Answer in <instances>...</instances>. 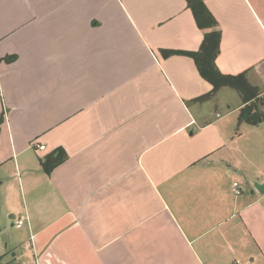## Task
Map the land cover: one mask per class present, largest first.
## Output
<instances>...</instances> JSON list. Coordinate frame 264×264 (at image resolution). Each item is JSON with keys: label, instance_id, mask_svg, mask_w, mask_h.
<instances>
[{"label": "crops", "instance_id": "0c3cea01", "mask_svg": "<svg viewBox=\"0 0 264 264\" xmlns=\"http://www.w3.org/2000/svg\"><path fill=\"white\" fill-rule=\"evenodd\" d=\"M200 1L217 69L262 98L264 0ZM202 40L185 0H0V264L10 248L15 264H264L242 100L192 103L212 86L161 53ZM9 225L23 233L3 238Z\"/></svg>", "mask_w": 264, "mask_h": 264}, {"label": "trees", "instance_id": "16d2710c", "mask_svg": "<svg viewBox=\"0 0 264 264\" xmlns=\"http://www.w3.org/2000/svg\"><path fill=\"white\" fill-rule=\"evenodd\" d=\"M187 8L191 11L197 28L203 34V40L197 52H165L161 53L168 57L171 55H183L191 58L198 70L199 75L211 86L209 94L195 99L192 103H203L212 99L222 88H229L237 92L242 100L243 107L239 110L238 124L250 126L264 125V112L262 111L261 92L252 86L247 80V73L238 75H225L219 72L215 65V59L219 54L221 33L217 23L200 0H185ZM12 61L14 58L11 59ZM188 104V103H187ZM2 119H0L1 124ZM62 158L52 159L44 162L43 168L46 173L50 172Z\"/></svg>", "mask_w": 264, "mask_h": 264}, {"label": "rangeland", "instance_id": "374dc122", "mask_svg": "<svg viewBox=\"0 0 264 264\" xmlns=\"http://www.w3.org/2000/svg\"><path fill=\"white\" fill-rule=\"evenodd\" d=\"M228 94L231 95L232 93H230V91H228ZM231 96H232V98L229 95L222 96V98L228 99V102L225 101L224 104L226 103L229 105H235V102L239 101V98H240L239 94L237 95V97H236V93H235V95L233 94ZM259 100H261V102L263 104L262 111L264 112V95ZM228 111L229 110L226 109V106H222V107H218V108L216 107V109H215V112L220 113V114H225ZM233 115L234 114H229L228 116H226L224 118V121L230 122L233 119ZM235 132L238 135H241L240 140H242V142L244 143V148L242 150V154H244V156L246 157V160L249 159L256 166L258 165V166L264 167V127L257 129V128H253L252 126L245 124V123L236 124L235 125ZM248 186H249V184H247L246 182L245 183L242 182L240 188H242L244 190V192H246V191H248ZM263 200H264V196H263ZM11 221H9V224H11ZM22 230H23V228L22 229H16L15 227H13V226L10 227V225H9V230L8 229L5 230V233L3 234V238L7 239L9 235H14L16 233H23ZM9 250H11V248L5 250V255H4L3 261L6 262L7 264H15V262L13 261V258L11 257V254L9 253ZM1 251H2V249H0V252Z\"/></svg>", "mask_w": 264, "mask_h": 264}, {"label": "built area", "instance_id": "2783aa9c", "mask_svg": "<svg viewBox=\"0 0 264 264\" xmlns=\"http://www.w3.org/2000/svg\"><path fill=\"white\" fill-rule=\"evenodd\" d=\"M218 118V116H217ZM39 150H44V146H40ZM233 192L235 193V195H240L241 191L238 189V184L237 183H233ZM23 225V221L18 220L14 222V226L16 228H20Z\"/></svg>", "mask_w": 264, "mask_h": 264}, {"label": "water", "instance_id": "95a60500", "mask_svg": "<svg viewBox=\"0 0 264 264\" xmlns=\"http://www.w3.org/2000/svg\"><path fill=\"white\" fill-rule=\"evenodd\" d=\"M253 188L260 196H264V182L261 184L255 183Z\"/></svg>", "mask_w": 264, "mask_h": 264}]
</instances>
